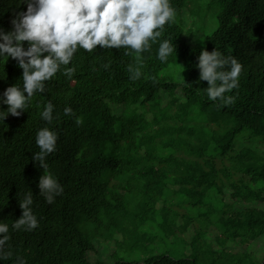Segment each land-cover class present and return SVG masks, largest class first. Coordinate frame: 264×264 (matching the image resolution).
Instances as JSON below:
<instances>
[{
	"label": "trees",
	"instance_id": "obj_1",
	"mask_svg": "<svg viewBox=\"0 0 264 264\" xmlns=\"http://www.w3.org/2000/svg\"><path fill=\"white\" fill-rule=\"evenodd\" d=\"M210 1L220 6V12L216 28L199 45L184 44L181 25L174 20L166 25L161 39H171L176 51L166 61L156 56L158 43L144 53L143 70L155 80L143 76L129 79L126 65L135 63V55L123 48L98 46L91 53L81 49L73 61V79L58 73L47 82L48 92L33 97L27 112L9 114L5 122L0 121V221L10 226L8 245L13 252L0 264H14L17 256L27 264H106L97 258L85 226L90 224L94 232L103 213L123 207V192L131 186L130 181L141 182L145 204L150 201L155 205L162 193H153L154 188L170 187L178 194L202 198L218 180L237 178L242 186L233 190H250L249 184L257 185V192L243 195L246 202L240 203L256 199L264 206V156L257 146L264 145V0ZM173 3L175 19L183 20L180 15L185 11L191 13L187 0ZM26 8L20 0H0V26L11 30L13 17ZM215 47L238 57L244 65L239 96L232 107L210 101L204 91L208 82L199 80L200 51ZM174 58L177 61L173 62ZM109 61L110 67L105 68ZM174 65H180L185 75L181 87L159 79L161 71ZM22 72L14 58L0 57V93L13 83L22 85ZM176 88L182 99L179 104ZM48 100L56 106L51 124L40 115ZM65 105H71L75 115H66ZM76 117L82 122L77 123ZM46 124L60 134L57 150L47 157L50 169L64 186L53 203L39 194V177L45 170L32 158L39 150L36 131ZM245 142L255 144L257 150L243 146ZM111 180L117 181L111 188L123 189L122 194L110 190ZM29 188L40 225L34 231L16 230L11 225L22 215L19 201ZM237 196L238 192H233L231 202ZM195 204L200 205V200L191 202V206ZM234 216L240 220L222 218L221 232L216 233L221 240L219 258L233 257L238 264H264V249L257 252V260L249 259L245 251L252 242L264 243V208ZM240 233L245 250L227 252L233 247L229 244L240 240ZM150 258L142 263L113 264H196L167 254Z\"/></svg>",
	"mask_w": 264,
	"mask_h": 264
},
{
	"label": "clouds",
	"instance_id": "obj_2",
	"mask_svg": "<svg viewBox=\"0 0 264 264\" xmlns=\"http://www.w3.org/2000/svg\"><path fill=\"white\" fill-rule=\"evenodd\" d=\"M26 3V10L19 11L12 19L11 30L0 26V57L14 58L22 72V85L13 83L0 93V121L5 122L9 114L21 116L27 112L37 93L48 92L47 82L58 73L73 79L76 65L73 62L81 49L91 53L95 49L123 48L135 55V63L127 65L129 79L142 76L155 80L145 73L144 53L150 52L158 43L156 56L166 61L176 44L161 37L166 25L174 22L177 8L173 0H20ZM27 42V46H25ZM199 80H206L204 91L210 101L221 107H232L239 96L240 78L244 65L234 55H225L215 47L209 51L202 48L198 56ZM111 62L104 64L110 67ZM184 77V76H183ZM182 84V83H181ZM180 84V87H181ZM7 105V108L3 106ZM55 104L48 100L40 115L49 124L55 119ZM66 115H75L71 105L63 109ZM77 123L82 122L76 117ZM59 132L47 124L37 129L35 142L39 150L32 158L45 171L39 177V194L48 203L64 191L60 179L50 169L47 157L57 150ZM22 215L15 219L12 228L34 231L40 225V218L33 210L34 194L31 188L19 201ZM10 226L0 221V260L13 256L8 241ZM14 264H27L17 256Z\"/></svg>",
	"mask_w": 264,
	"mask_h": 264
},
{
	"label": "rangeland",
	"instance_id": "obj_3",
	"mask_svg": "<svg viewBox=\"0 0 264 264\" xmlns=\"http://www.w3.org/2000/svg\"><path fill=\"white\" fill-rule=\"evenodd\" d=\"M187 2L191 13L186 11L181 13L183 20L178 17L175 22L181 25L183 31L181 41L190 47H196L204 36H209L216 28L220 6L210 0H187ZM175 61L176 58L173 62ZM184 78L180 65L170 66L159 73L161 81L178 85ZM176 96L179 97L177 100L179 104L182 99L180 100V90L177 88ZM253 145L255 144L249 142L243 144L256 150L259 146L258 153L264 156V145L257 144L256 147ZM116 183L117 181L111 180L110 190L115 189L121 193L123 189L111 188V185L116 187ZM129 183L131 186L123 192V201H125L123 207L112 209L109 214L103 213L94 232L90 224L85 226L90 241L97 251V258L106 264H113L114 261L142 263L152 256L164 254L176 260H192L196 264H238L233 257L219 258L221 252L217 248L221 240L216 238V233L219 235L221 232L222 218L239 221L240 219L234 216L236 213L264 208L262 204H257L256 199L249 201L251 203H240L246 202L242 199L243 195L251 191L257 192V185L249 184L250 190H233L232 187L242 186L237 178L226 179L224 182L218 180L217 186L202 198L178 194L170 187L162 190L154 188L153 193H162L161 196L156 197L155 205L150 201L145 204L141 182ZM233 192H238V196L231 202L230 197ZM199 200L201 206L199 204L191 206V202ZM115 203L120 204L119 201ZM234 237L228 240L232 241ZM237 238L240 240L229 244L233 247L228 248L227 252L232 254L246 249L245 251L249 253L248 258L257 260V252L264 249V243L255 241L244 249L240 245L243 241L242 233Z\"/></svg>",
	"mask_w": 264,
	"mask_h": 264
},
{
	"label": "bare ground",
	"instance_id": "obj_4",
	"mask_svg": "<svg viewBox=\"0 0 264 264\" xmlns=\"http://www.w3.org/2000/svg\"><path fill=\"white\" fill-rule=\"evenodd\" d=\"M107 50V49H106ZM116 52V51H115ZM127 66V65H126ZM112 71V70H111ZM104 74V73H103ZM116 74V73H115ZM123 85H124V83H123ZM77 86V85H76ZM87 86V85H86ZM114 87V86H113ZM75 90V89H74ZM62 97V96H61ZM93 99V98H92ZM63 101V100H62ZM74 104V103H73ZM78 105V104H77ZM104 108V107H103ZM30 109V108H29ZM66 161V160H65ZM13 193V192H12ZM117 194V193H116ZM11 195V194H10ZM13 196V195H12ZM124 196V195H123ZM93 197V196H92ZM91 197V198H92ZM152 197V196H151ZM158 197V196H157ZM99 198V197H98ZM145 198V197H144ZM146 198H147V196H146ZM153 199V198H152ZM145 200V199H144ZM160 200V199H159ZM96 201V200H95ZM115 201V200H114ZM39 203V202H38ZM124 204V203H123ZM117 205V204H116ZM119 205V204H118ZM48 207V206H47ZM45 208V207H44ZM70 208V207H69ZM19 209V208H18ZM43 209V208H42ZM66 211V210H65ZM57 214V213H56ZM54 215V214H53ZM85 217V216H84ZM75 218V217H74ZM60 219V218H59ZM64 219V218H63ZM85 220V219H84ZM108 221V220H107ZM85 224V223H84ZM83 225V224H82ZM106 226V225H105ZM115 257V256H114ZM113 257V258H114ZM116 259V258H115ZM151 259V258H150ZM186 260V259H185ZM197 260V259H196Z\"/></svg>",
	"mask_w": 264,
	"mask_h": 264
}]
</instances>
